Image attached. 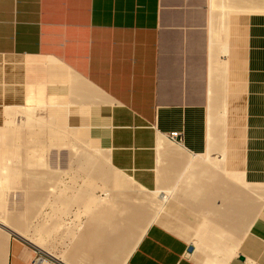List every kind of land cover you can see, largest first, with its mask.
<instances>
[{"label": "crops", "instance_id": "obj_1", "mask_svg": "<svg viewBox=\"0 0 264 264\" xmlns=\"http://www.w3.org/2000/svg\"><path fill=\"white\" fill-rule=\"evenodd\" d=\"M246 13L228 17L222 0H0V140L20 134L16 126L1 131L10 118L83 122L116 170L153 190L168 135L196 130L208 106L207 140L192 137L209 143L196 155L226 156L231 190L241 174L242 187L264 196V19ZM31 124L50 137L30 141L54 140L50 121ZM260 211L224 264H264V202ZM216 232L188 236L227 235ZM16 235L0 225V264H66ZM124 264L213 263L153 223Z\"/></svg>", "mask_w": 264, "mask_h": 264}, {"label": "bare ground", "instance_id": "obj_2", "mask_svg": "<svg viewBox=\"0 0 264 264\" xmlns=\"http://www.w3.org/2000/svg\"><path fill=\"white\" fill-rule=\"evenodd\" d=\"M222 1L228 17L236 11L247 10L254 13L255 18L264 15V0ZM214 18L216 19V17ZM222 52L224 56L229 55L230 46L228 43L223 45ZM58 119L50 121V133L55 137L53 140L56 142L55 144H61L60 141H63L62 136L65 133L71 138L72 134L78 133L76 140L80 142L79 144L82 145L86 154L85 184L83 183L82 187H77L76 181H73L75 178L71 180L72 182L67 183L63 180L62 175L54 170L10 168L9 182L12 179L17 181L19 178H23V187L29 201L27 211L20 216L2 217L0 215L2 221H0V225H3L8 232H15L24 237L31 235L29 241L41 247L35 242L34 237L37 236L31 232L32 225H35V232L44 234L43 232H59L60 222L63 221L65 224L70 222V225H67L68 230L63 231L65 228L60 227L63 233L67 234L68 238L70 237L68 250L64 255H61V259L58 258L60 261L66 264H124L141 235L148 228L152 221L151 218L161 206L160 201L169 196L166 194L167 190L172 187L170 185L174 184L176 178L182 177L185 165L190 167L192 172H189L188 178L184 180L183 187L177 189L179 197H177V201H174L172 209L168 207L170 210L167 213L172 212L174 217L167 215L162 219L163 223L182 235L191 234L188 222L190 220L206 223L207 226L204 227L208 231L218 229L222 232L232 230L239 232V235L237 234L238 236L232 239H225L222 236L225 240H218L219 242L217 239H212L211 236L216 231L212 230V234H209L211 238L207 236L208 234H206V238L205 235H202L203 239L200 238V240L202 239V251L199 250V252L206 261L213 264H215V260L221 261L222 264L224 261L226 263L231 257L230 254L238 250L241 241L250 232L252 221L249 217H253V214L250 215V213H256L254 210H257L254 206L262 208V205L254 204L258 203L255 201L262 200L263 195L256 190L245 191L240 188H237L236 192L231 190V186H229V183H232L229 182L231 178L226 175L224 169L226 166L221 164L222 160L218 164L206 157L203 162L197 160L198 162L193 161L194 164H192L180 146L167 141L168 156L160 167L162 187L157 195L156 192H149L135 179L116 171L110 165L105 147L100 144L96 135L92 131L90 132L83 122H78L77 130L73 131L70 128L67 131L66 123L64 120H60L63 118ZM24 164L26 166L29 163L25 162ZM16 177L18 178L15 179ZM224 185L229 187L225 190V195L221 191V188L225 187ZM99 187L109 191L110 197L105 200L97 198L95 189ZM181 195L182 201L178 199L181 198ZM232 199L236 200L235 204ZM178 200L180 201L178 202ZM80 213H85L88 216V221L85 222V225L81 224L82 226L79 228L75 221ZM254 216L256 215L254 214ZM203 228L201 227L202 230ZM44 236L41 235L38 239ZM226 236L227 238L231 237H228V234ZM52 255L54 256V254Z\"/></svg>", "mask_w": 264, "mask_h": 264}, {"label": "rangeland", "instance_id": "obj_3", "mask_svg": "<svg viewBox=\"0 0 264 264\" xmlns=\"http://www.w3.org/2000/svg\"><path fill=\"white\" fill-rule=\"evenodd\" d=\"M247 11L249 14L250 13L252 14V12L250 10H247ZM247 11H245V13ZM241 13L242 12H239V14H241ZM263 16L258 17V19L259 20L264 19ZM256 20H257V18H256ZM240 29L241 30L243 29L241 25H240ZM245 29H246V26H245ZM250 35H251V37H253L252 34H250ZM259 49L261 50L262 48H259ZM207 107L208 106H206V108H205V116L203 117V119L201 121L202 123H201L200 127L197 126L198 128L196 127V130L194 128H190V134L189 135H187L188 129H187V133L186 132L182 133V136H183L182 140L183 141L181 142V144L172 142V140H170L168 137H167V139L172 144H176V145L180 146L184 150V152L189 156V159L192 161V164H194L193 161L195 163L198 161L203 162V159H206V157H208L209 159L211 158L212 161H214L215 163L219 164L223 161L221 164L226 165V161L229 162L228 159H223V158H219V157L214 158V157L207 156V155L206 156L205 155H196V153L201 152V149H202L201 147H200L201 149L199 148V145L204 147V145L209 143V142H203V141L201 143L199 141H193V137H192V135L195 134L196 136L194 138H198V134L200 133V134L205 135L206 140H207V136H206L208 133V124H207L208 108ZM16 120L18 121V118H15V121ZM52 120H55V119L54 118L50 119V118L29 117L25 123L22 124V122H21L20 124L15 125L14 119L10 118L8 120V122L5 124V126L1 129V131L5 132L8 129L14 128L16 126V130H18L20 133L18 136L16 135V137H17L16 141H9V142L3 143L0 140V215H2V217L3 216H10V217L20 216L27 211V207H28L29 198H28V195H27L25 188L23 187V183H24L23 178H19L17 181L12 179L9 182V171H10V168H12V167H15V168L19 167V168L24 169V170L25 169L27 170L29 168L30 169L33 168V169L39 170V171H41V170H44V171L54 170L57 173L59 172L58 174L62 175L63 180L67 183H70V181L75 178L73 181L77 182V183L75 182L77 187H82L83 183L85 184L86 176L84 174V170H85V172L87 170V167L85 166L86 154L84 152V148L82 147V145L79 144L80 143L79 141H77V140H73V141L63 140V141H60L61 144H55L56 142H54V141H38V140L30 141L29 140L30 137H32V138H34V137L35 138H37V137H44V138L50 137V135L39 133L40 132L39 129L44 128V126H40V125H34L33 126L31 124V123H33V121L47 122V121H52ZM64 120L67 123H71L70 118L64 119ZM67 123H66V126L71 128L73 131L78 129V128H76L77 127L76 125L71 124L72 126H70V124L67 125ZM23 130H25L24 133H23ZM24 137L27 138V140H23L22 138H24ZM62 137L65 138L64 136H62ZM73 137L74 138L78 137V133H74ZM3 144H4V146H3ZM218 159H220V160H218ZM25 162H27L29 164L25 166V164H24ZM183 170H184V172H183L182 177L176 178L173 182L174 184L170 185L172 187L167 190L166 195H169V196L167 197L165 195L167 198L164 197L165 200L163 198L160 201V203H162V204H160L161 206H159V209L156 211L153 218H151L152 221H150L149 225H151L153 223L162 224L163 223L162 219L166 218L167 215L174 217L172 215V212H170V213H167V212H168V210L172 209V205L175 203L174 201H177L176 199H177V197H179L177 195L178 190L181 187H183L182 184L184 183V180L188 178L189 172H192L191 168L186 166V165H185ZM247 170H249V168H247ZM116 171H118L119 173H121L127 177H130L129 175H127V174H125L119 170H116ZM186 175H187V177H186ZM228 177H230L229 174H228ZM239 177H240L239 178L240 179L239 180V183H240L239 188L240 189L245 190V191H255L253 189H248V188L242 187V183H241L242 175L240 174ZM249 177H251L250 171H248V178ZM17 178L18 177H16L15 179H17ZM130 178H132V177H130ZM229 182H231V181H229ZM161 187L162 186H161L160 180H159V185L156 189H153V190L148 189V190H149V192L153 191V192L157 193ZM221 191L225 195L226 191L225 190H221ZM256 191H258V190H256ZM258 192H260V191H258ZM109 193H110L109 191L107 192L106 190H104L101 187L95 189V194H96L97 198L102 199V200H105L106 198L110 197ZM260 193H262V191ZM157 195H158V193H157ZM180 197L181 198H178V199L183 200L182 195ZM262 197H263L262 200L256 201V202H258V203H256V205H259V206L262 205V203L264 202V196H262ZM180 200H178V202ZM255 208L258 211V214L261 213L260 210L262 208H260L258 206L257 207L255 206ZM257 211H256V213H257ZM18 213H20V214H18ZM84 214L80 213L78 215V218H76L75 223L77 224L78 227L85 225L86 224L85 222L88 221V218H87L88 216L86 214L85 215ZM193 217H195V216H193ZM0 221H1V219H0ZM75 223H72V224H75ZM201 224H203V226H201ZM67 225H70V222H68V224H65L63 221L60 222L59 223V232H55V231L49 232V233L43 232L44 234H46L45 236L42 233L40 234V232H35V230H34L35 225H32L33 228H32L31 232H33L32 234H34V236H37V237H34L36 240L35 241L36 244H39L44 249H46V247L51 248L53 251L57 252V253H52V254H54V257L56 255L57 258L61 259V255L62 254L64 255L66 253V251L68 250V245L70 244V237L68 238V235L63 233L64 230H68ZM162 225L166 226L164 223ZM190 225H191V227H190L191 233H193V231L195 233H200V234L205 233V231H206V233L207 232L210 233V231H208V229L206 230L205 229L206 227H204V226H207L206 223H203V222L199 223L196 221H192V222H190ZM200 226L202 228L204 227L203 230L201 229ZM60 227L65 228V229H63V231H62V229ZM81 229H83V228H81ZM219 232L220 231H218L216 233H219ZM232 232L228 231V232H222V233L226 235V234H231ZM37 233H39L40 235L39 234L37 235ZM15 234H17L18 237H20L22 239L25 238L24 240H26L28 243L35 246V244L28 241L29 239H31L30 238L31 235L24 237L18 233H15ZM41 235L44 237H40L41 239L40 238L38 239V237ZM183 236H185L190 241V243L195 247V249L199 253V250H201V248H200L201 240L203 238L200 240L201 237H197V236H191V237L188 235H187L188 237L186 235H183ZM223 237L225 239H232V237H229V236H228L229 238H227V236L226 237L223 236ZM224 238L215 237L212 239H217V241L218 240L224 241L225 240ZM36 247H37V245H36ZM233 252L230 254V256H232Z\"/></svg>", "mask_w": 264, "mask_h": 264}, {"label": "built area", "instance_id": "obj_4", "mask_svg": "<svg viewBox=\"0 0 264 264\" xmlns=\"http://www.w3.org/2000/svg\"><path fill=\"white\" fill-rule=\"evenodd\" d=\"M168 137H169L170 140H172L175 143L181 144V142L183 141L182 140V138H183L182 133L177 132V131H174V132L170 133L168 135ZM38 259L40 260V257Z\"/></svg>", "mask_w": 264, "mask_h": 264}, {"label": "water", "instance_id": "obj_5", "mask_svg": "<svg viewBox=\"0 0 264 264\" xmlns=\"http://www.w3.org/2000/svg\"><path fill=\"white\" fill-rule=\"evenodd\" d=\"M243 258V257H242Z\"/></svg>", "mask_w": 264, "mask_h": 264}]
</instances>
